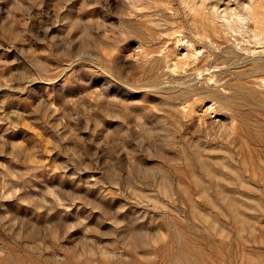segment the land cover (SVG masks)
<instances>
[{
  "label": "rangeland",
  "instance_id": "obj_1",
  "mask_svg": "<svg viewBox=\"0 0 264 264\" xmlns=\"http://www.w3.org/2000/svg\"><path fill=\"white\" fill-rule=\"evenodd\" d=\"M216 2L0 0V264H264V0Z\"/></svg>",
  "mask_w": 264,
  "mask_h": 264
},
{
  "label": "bare ground",
  "instance_id": "obj_2",
  "mask_svg": "<svg viewBox=\"0 0 264 264\" xmlns=\"http://www.w3.org/2000/svg\"><path fill=\"white\" fill-rule=\"evenodd\" d=\"M215 2H216V0H215ZM217 3V2H216Z\"/></svg>",
  "mask_w": 264,
  "mask_h": 264
}]
</instances>
